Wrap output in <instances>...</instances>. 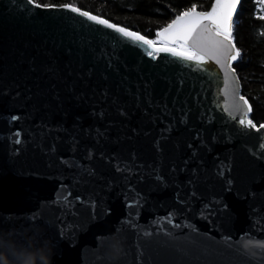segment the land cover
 Listing matches in <instances>:
<instances>
[{
  "label": "water",
  "instance_id": "95a60500",
  "mask_svg": "<svg viewBox=\"0 0 264 264\" xmlns=\"http://www.w3.org/2000/svg\"><path fill=\"white\" fill-rule=\"evenodd\" d=\"M148 51L0 0V264H264V128L231 111L238 57L210 75Z\"/></svg>",
  "mask_w": 264,
  "mask_h": 264
},
{
  "label": "trees",
  "instance_id": "16d2710c",
  "mask_svg": "<svg viewBox=\"0 0 264 264\" xmlns=\"http://www.w3.org/2000/svg\"><path fill=\"white\" fill-rule=\"evenodd\" d=\"M38 3L73 4L149 39L182 11L195 4L207 10L213 0H37ZM208 2V3H207ZM207 3V4H206ZM264 9L259 0H243L234 20L233 41L240 56L234 69L242 83V95L251 106L249 119L264 124ZM156 39V38H155Z\"/></svg>",
  "mask_w": 264,
  "mask_h": 264
},
{
  "label": "snow or ice",
  "instance_id": "6c2138e0",
  "mask_svg": "<svg viewBox=\"0 0 264 264\" xmlns=\"http://www.w3.org/2000/svg\"><path fill=\"white\" fill-rule=\"evenodd\" d=\"M27 2L36 8L53 9L59 7L78 13L87 17L88 20L114 29L132 41L147 45L149 48L148 55L151 57L157 53L167 52L173 56L201 64L211 58L226 71L234 74L231 61L240 56V49L236 48L232 36L233 14L240 0H214L209 11H197V6L193 4L165 27L159 29L156 32V39H148L146 36L130 31L126 27L118 26L87 11H82L70 3L55 5L38 3L37 0H27ZM259 6L264 9V0H259ZM259 18L264 19V16ZM250 110L248 101L243 96L237 98L234 95L231 111L242 113L241 125L246 123L248 127L256 128L252 120L244 118ZM12 119H16V117ZM260 128H264V124H261Z\"/></svg>",
  "mask_w": 264,
  "mask_h": 264
},
{
  "label": "bare ground",
  "instance_id": "6f19581e",
  "mask_svg": "<svg viewBox=\"0 0 264 264\" xmlns=\"http://www.w3.org/2000/svg\"><path fill=\"white\" fill-rule=\"evenodd\" d=\"M197 64H199L201 68L205 69L208 72V74L216 75L215 67L210 62H208L207 60L203 64H201V63H197Z\"/></svg>",
  "mask_w": 264,
  "mask_h": 264
},
{
  "label": "rangeland",
  "instance_id": "374dc122",
  "mask_svg": "<svg viewBox=\"0 0 264 264\" xmlns=\"http://www.w3.org/2000/svg\"><path fill=\"white\" fill-rule=\"evenodd\" d=\"M208 1V0H207ZM208 3V2H207ZM206 3V4H207ZM212 5V4H211ZM82 10V9H81ZM209 9H207V10H205V11H208ZM199 11H204V10H199ZM92 15H95V16H98L97 14H95V13H91ZM98 17H100V16H98ZM101 18H103V17H101ZM105 19V18H104ZM107 20V19H106ZM109 21V20H108ZM109 22H111V21H109ZM112 23V22H111ZM154 37L156 38V33H155V35H154ZM148 38V37H147ZM155 38H153V39H155ZM149 39V38H148ZM159 46V45H158ZM238 74V73H237Z\"/></svg>",
  "mask_w": 264,
  "mask_h": 264
}]
</instances>
